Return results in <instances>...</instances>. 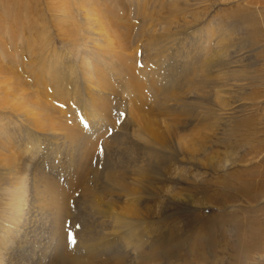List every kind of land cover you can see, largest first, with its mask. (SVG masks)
Instances as JSON below:
<instances>
[{
    "label": "rangeland",
    "instance_id": "1",
    "mask_svg": "<svg viewBox=\"0 0 264 264\" xmlns=\"http://www.w3.org/2000/svg\"><path fill=\"white\" fill-rule=\"evenodd\" d=\"M27 1L0 96L48 107L0 108V264H264V0Z\"/></svg>",
    "mask_w": 264,
    "mask_h": 264
},
{
    "label": "bare ground",
    "instance_id": "2",
    "mask_svg": "<svg viewBox=\"0 0 264 264\" xmlns=\"http://www.w3.org/2000/svg\"><path fill=\"white\" fill-rule=\"evenodd\" d=\"M18 2V1H17ZM262 2H264V1H262ZM19 3V2H18ZM21 3H24L25 5H27V6H29V2L27 1V0H25V1H23L22 0V2ZM12 4V3H11ZM260 4V3H259ZM257 5V4H256ZM19 6V5H18ZM264 5H262V7H263ZM15 7H17V6H15ZM84 10H85V8H84ZM259 10H261V9H259ZM258 10V11H259ZM263 10V9H262ZM3 11V10H2ZM264 11V10H263ZM86 12L87 13H89V15L91 14L90 13V10L89 9H86ZM260 12V11H259ZM261 13V12H260ZM247 14H249V15H247ZM253 13L252 12H250V13H248V11H245V9H236V10H234V11H232V12H230V15H229V17H231V18H235L236 19V21H238V22H240L241 24H243V23H245L244 22V19H246L247 18V20H251V23H245V25H247V26H249V27H251L252 28V30L255 28V22H254V20H253V18H252V15ZM91 17V16H90ZM1 19V18H0ZM109 20V19H108ZM1 21V20H0ZM98 22V21H97ZM99 24V23H98ZM118 24V23H117ZM112 25H113V23H112ZM251 30V31H252ZM256 32V31H255ZM10 35V34H9ZM0 38H1V36H0ZM108 38V37H107ZM108 41V43L110 44V41L109 40H107ZM34 45H35V43H34ZM6 51V50H5ZM4 54V53H3ZM38 63V62H37ZM9 75H11V74H9L8 72H7V70L5 69V68H3L1 65H0V84H1V82H6L7 84H12V83H14V80H17V78H13L12 76H9ZM39 76V75H38ZM11 78L13 79L12 81H11ZM7 80V81H6ZM10 81V82H9ZM17 82H18V85L20 86V84H21V86H22V83L19 81V80H17ZM16 82V83H17ZM5 83V84H6ZM16 83H14V84H16ZM14 84H12V86L14 85ZM17 85V86H18ZM15 88V87H14ZM17 89H18V87H17ZM19 89H22V88H19ZM18 89V90H19ZM1 90H4V89H1ZM12 90V89H11ZM5 91V90H4ZM7 91H8V89H7ZM4 93V92H3ZM2 93V94H3ZM10 93V92H9ZM12 93V92H11ZM13 95L12 94H8L7 93V95L5 96H0V108H2V109H9V110H13V112H18L19 110H20V112L21 111H28L29 110V108H26V102H25V100L26 101H29V100H27V99H30V101H33V102H35L36 103V106H38L40 109L41 108H45V107H48V103H45V101L44 100H42V99H38V98H32V96H29V94L28 93H26L25 94V91H21V92H14L13 91ZM91 98V97H90ZM96 99H94V97L92 98V101L94 102ZM94 109V108H93ZM30 111H34V110H30ZM41 111V110H40ZM39 111V112H40ZM12 112V111H11ZM45 112V111H44ZM30 113V112H29ZM32 113H34V112H32ZM36 115V114H35ZM38 115V114H37ZM35 116V117H33V122L36 124V125H38V126H40V127H46V124H45V120H46V117H45V115H39V116ZM32 116V115H31ZM31 116H29V117H31ZM53 118H56V117H53ZM56 120H58V119H56ZM71 128H69V127H66V131L69 133V134H71V136H75V133L73 132V131H71L70 130ZM77 135V134H76ZM14 158L13 157H11V159L8 157V158H6V157H4L2 154H0V164L1 163H3V164H5L6 165V168H8V175L9 176H11L12 175V171H15L16 173H21V171H23L24 169H23V167L21 166V162H19V163H14V160H13ZM20 159V158H19ZM16 160V159H15ZM18 169V170H17ZM10 178V177H9ZM21 179V178H20ZM9 181H7L8 182V184H10L11 186H15V184L13 183V180L12 179H8ZM15 180V179H14ZM22 180V179H21ZM23 185V184H22ZM252 186V185H251ZM253 186H254V184H253ZM254 188H255V186H254ZM11 189V190H10ZM10 189H8L7 188V190H10V191H12V189L13 188H10ZM52 189V188H51ZM238 191H240V192H242L244 195H249L250 194V192H251V190H252V187H250V185L248 186V185H241L240 187H238ZM36 190H38L37 188H36ZM53 190H55V188L53 189ZM53 190H51L52 191V193L53 194H56L55 192H53ZM255 190V189H254ZM263 190H264V188H263ZM263 190H261L260 191V189H258L257 191H260V192H255L254 194H252V200H257V197H259V196H261L262 194H263ZM253 191V190H252ZM35 192V191H34ZM37 192V191H36ZM13 194V193H12ZM19 200H17V203H16V206H17V208H18V210L20 209V205L22 204L21 202L23 201V197L22 196H18L17 197ZM246 199H249V198H246ZM251 199V198H250ZM249 199V200H250ZM22 200V201H21ZM251 200V201H252ZM15 201V200H14ZM21 201V202H20ZM57 202V201H56ZM56 202L54 203V204H56ZM59 203V202H58ZM57 205V204H56ZM58 206H56V208H57ZM59 208V207H58ZM57 208V209H58ZM60 210V209H59ZM19 212V211H18ZM18 215V213H16L15 214V217H13V216H10V217H13V218H9L8 220H9V222H8V226L10 227V228H12V229H17L18 228V219L16 218V216ZM61 216V215H60ZM58 218V217H57ZM74 261H76V260H74V258H72V257H66V259L63 257V263L62 264H73V262Z\"/></svg>",
    "mask_w": 264,
    "mask_h": 264
}]
</instances>
